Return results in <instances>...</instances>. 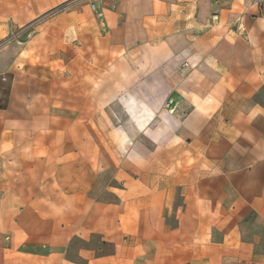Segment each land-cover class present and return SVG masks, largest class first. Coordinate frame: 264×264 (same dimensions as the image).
I'll return each mask as SVG.
<instances>
[{
	"label": "crops",
	"instance_id": "1",
	"mask_svg": "<svg viewBox=\"0 0 264 264\" xmlns=\"http://www.w3.org/2000/svg\"><path fill=\"white\" fill-rule=\"evenodd\" d=\"M241 263L264 264V6L0 0V264Z\"/></svg>",
	"mask_w": 264,
	"mask_h": 264
},
{
	"label": "built area",
	"instance_id": "2",
	"mask_svg": "<svg viewBox=\"0 0 264 264\" xmlns=\"http://www.w3.org/2000/svg\"><path fill=\"white\" fill-rule=\"evenodd\" d=\"M253 2L259 6H264V0H253ZM92 7L95 8L96 5L92 4ZM241 264H247V263H241Z\"/></svg>",
	"mask_w": 264,
	"mask_h": 264
},
{
	"label": "rangeland",
	"instance_id": "3",
	"mask_svg": "<svg viewBox=\"0 0 264 264\" xmlns=\"http://www.w3.org/2000/svg\"><path fill=\"white\" fill-rule=\"evenodd\" d=\"M92 4H95V3H92ZM96 5V4H95ZM100 19V18H99Z\"/></svg>",
	"mask_w": 264,
	"mask_h": 264
}]
</instances>
